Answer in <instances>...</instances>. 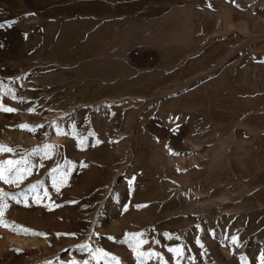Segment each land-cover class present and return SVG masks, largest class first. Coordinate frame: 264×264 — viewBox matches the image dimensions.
Instances as JSON below:
<instances>
[{
  "label": "rangeland",
  "instance_id": "374dc122",
  "mask_svg": "<svg viewBox=\"0 0 264 264\" xmlns=\"http://www.w3.org/2000/svg\"><path fill=\"white\" fill-rule=\"evenodd\" d=\"M0 104V264H261L264 0H0Z\"/></svg>",
  "mask_w": 264,
  "mask_h": 264
},
{
  "label": "snow or ice",
  "instance_id": "6c2138e0",
  "mask_svg": "<svg viewBox=\"0 0 264 264\" xmlns=\"http://www.w3.org/2000/svg\"><path fill=\"white\" fill-rule=\"evenodd\" d=\"M16 97L13 96V99ZM0 111L5 112H15L17 109L4 106L3 104H0ZM29 111H33V109H29ZM22 128H26L31 130V126L29 125H20ZM55 146L53 145H44L42 149H33V153L36 154L40 151H43L44 158H50L52 154V149ZM14 149L7 145L0 144V153H11ZM53 172H56L57 169H53ZM32 174V167L29 164V161L27 157H22L21 159H5L0 161V181H3L5 184H19L22 182L27 176ZM66 181L65 176H61L59 181H54V186L56 188V191H60V186ZM33 188L36 187V185H32ZM47 195V193H45ZM7 196L6 192H3L0 190V200H3V197ZM59 205H57L58 207ZM7 207L6 203L0 204V224H3V226L8 227L9 225L5 223L3 220V209ZM24 231H30L27 229H22ZM40 235H44L43 233H38ZM133 239H136L140 234H129ZM171 238V237H169ZM233 242L236 241V237H233ZM145 243V241L140 240L135 246L134 250L137 251L139 255H152V253H140L139 247L141 244ZM169 252H173L176 254V256H183V250L181 247H175V248H169ZM97 253L100 254V258L111 256V260L115 262V264H120V260L118 257L111 255L107 252H105L103 249H97ZM156 255H159L158 253ZM93 258H97L95 255ZM243 260V258H241ZM261 264H264V253H261L260 255ZM72 264H77V262L73 261ZM83 264H88L87 261H84ZM178 264V262H177Z\"/></svg>",
  "mask_w": 264,
  "mask_h": 264
}]
</instances>
